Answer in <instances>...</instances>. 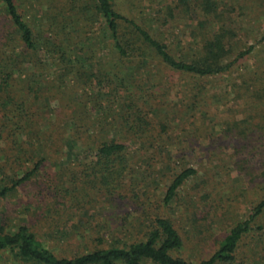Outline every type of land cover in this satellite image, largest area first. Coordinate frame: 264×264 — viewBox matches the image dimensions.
<instances>
[{
	"label": "rangeland",
	"instance_id": "obj_1",
	"mask_svg": "<svg viewBox=\"0 0 264 264\" xmlns=\"http://www.w3.org/2000/svg\"><path fill=\"white\" fill-rule=\"evenodd\" d=\"M211 1V15L181 13L176 0L113 1L179 61L196 59L218 35L229 52L221 62L233 65L199 78L168 69L151 50L119 62L94 0H15L37 50L24 52L31 65L22 62L13 84L0 88V132L18 124L24 131L6 140L0 179L41 164L0 200L5 233L28 227L56 257L74 258L141 242L165 217L183 243L172 256L197 264L248 220L264 200V0ZM10 33L0 5V69L23 49ZM138 116L148 124L140 133L130 128ZM110 140L126 141V152L107 171L94 166L92 148ZM185 169L196 174L165 206L166 189ZM251 225L234 264H264V214ZM3 257L0 264H22Z\"/></svg>",
	"mask_w": 264,
	"mask_h": 264
},
{
	"label": "trees",
	"instance_id": "obj_2",
	"mask_svg": "<svg viewBox=\"0 0 264 264\" xmlns=\"http://www.w3.org/2000/svg\"><path fill=\"white\" fill-rule=\"evenodd\" d=\"M94 1L97 13L104 20L108 40L111 43V51H113V54L117 56V59L121 63L123 61H129L135 53H145L147 52L146 50H151L168 69L199 78L222 74L229 71L233 65V62H221L229 52L222 45L218 35H213L203 42L200 54L196 59L189 62L179 61L171 55L167 45L153 37L135 21L129 20L119 14L113 7L114 0ZM176 1L178 5L177 9L184 14L197 10L203 15H211L215 11L214 4L211 0H192L195 5L198 4L193 7L190 6V0ZM0 5L4 11L5 18L8 20L10 27L16 35L12 38V34L10 33V39H17V42L23 48L21 53L7 57V68L0 69V88L7 89L13 84L11 75L14 70L16 68L19 69L23 63L31 65V58L24 59V54L35 53L37 50V42L32 29L20 15L15 0H0ZM126 31H129L133 37L126 39ZM251 50L249 48L246 52L241 53L239 58H243ZM139 64L142 66L143 61H139ZM117 82V87L127 86L122 80H118ZM10 98L7 94L3 99L9 100ZM8 103L10 102L5 101L1 105L4 112L3 115H8ZM129 108L127 107L125 112L129 111ZM128 117L130 115L124 113L121 118L125 121ZM137 119V128L134 127L133 122L130 128L135 129L136 133H140L143 129H146L144 127L145 125L148 126V124H146L145 118L138 116ZM2 126L4 125L2 124ZM19 130L21 133L24 132L20 124L16 128H9L6 136L0 132V166L3 161V156L6 153V147H4L6 140L10 138L13 142H17L16 138L18 135L16 136V132ZM23 137L24 134L21 135V138ZM124 142L126 141H101L99 145L92 148L95 151L94 155L96 157V161L93 163L94 166L106 168L107 171L112 169L125 156L126 145ZM40 164L41 162L36 163L30 171L19 175V179H16L18 175L9 178L3 176L0 179V200L6 198L14 189L25 181H28L39 169ZM195 174L196 171L194 169H185L176 175L166 189L163 204L165 206L169 205L175 199L177 192L184 182ZM263 214L264 200L260 201L253 208L248 220L236 224L230 230L219 243L217 250L208 259L202 260L197 264H234L236 261V251L241 239L251 232V224ZM258 230H261L260 227H258ZM182 244V239L172 222L165 217H156L154 219L150 231L141 242L124 245L122 247L111 246L74 258L56 257L51 251L43 247L28 227L20 226L15 232L11 233H5L0 228V259H4L3 255H7V257L13 259V262L22 264H192L181 258L172 256L173 252L179 251L182 248Z\"/></svg>",
	"mask_w": 264,
	"mask_h": 264
}]
</instances>
